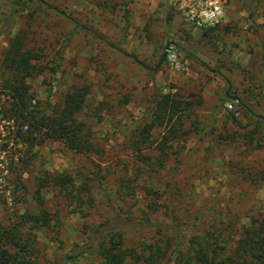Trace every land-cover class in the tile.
<instances>
[{"label": "rangeland", "instance_id": "374dc122", "mask_svg": "<svg viewBox=\"0 0 264 264\" xmlns=\"http://www.w3.org/2000/svg\"><path fill=\"white\" fill-rule=\"evenodd\" d=\"M87 1L84 7L82 0H0V223L45 209L50 221L35 239L41 264H104L95 252L66 256L82 249L113 210L127 218L120 233L127 246L170 235L181 237L184 248L189 237L215 228L220 240L229 233L232 249L242 226L264 217V0H224L222 21L196 31L166 9L162 18L149 15L139 35L137 23L128 32L131 11L125 9L118 36L105 26L115 6L108 17L100 14L99 0ZM22 30L25 48L37 55L27 79L32 103L50 113L68 90L87 85L78 119L92 134L94 151L75 152L58 140L29 149L17 136L20 120L9 111L11 72L2 62L11 37ZM168 43L183 67L168 56L159 63ZM164 93L193 102L181 124L188 133L168 142L166 153L158 150L164 127L155 126L144 143L139 134ZM46 171L87 185L86 215L52 186L41 191L42 205L33 198L35 177ZM148 185L163 190L157 212L145 207ZM143 212H153V225L138 229Z\"/></svg>", "mask_w": 264, "mask_h": 264}, {"label": "trees", "instance_id": "16d2710c", "mask_svg": "<svg viewBox=\"0 0 264 264\" xmlns=\"http://www.w3.org/2000/svg\"><path fill=\"white\" fill-rule=\"evenodd\" d=\"M63 15L83 27L73 16L66 13ZM262 26L264 29V23ZM25 35L26 31L22 30L11 37L2 62L11 72L7 80L10 89L9 111L20 120L17 136L29 149L45 140H58L75 152L94 151L96 148L91 140L92 134L85 123L78 119V113L89 93L87 85L74 86L68 90L59 106L53 108L50 113L40 109L38 103H32L33 94L27 79L35 73L32 59H37V55L25 48ZM158 68L155 66L152 70ZM235 99L237 104L244 105L240 96H236ZM192 106V101L175 94H161L148 111L150 120L145 121L139 131L142 136L141 142L146 141L147 135L155 126L164 127L163 140L158 150L166 153L168 142L184 133V129L188 133L189 130L182 125L185 119L191 117ZM262 123L264 124V119ZM130 128L131 126H126L124 130L127 132ZM249 137H252L251 133ZM163 160L164 158L158 160L159 166H162ZM154 162L155 160H152L148 164L153 166ZM35 180L33 198L41 205L44 202L41 191L52 186L74 200L78 211L87 214L83 206L91 203V196L86 198L82 196L84 191H88L87 185L82 183L77 185L73 175L52 174L46 171L42 175H37ZM123 186L120 184V188ZM162 193L163 190L155 189L152 185L146 186L145 207L157 212ZM153 212H143L145 220L139 221L138 229L153 225L150 220V213ZM115 213L113 210L111 216L92 231L93 235L89 236L82 249L67 255L66 258L76 259L86 252H95L102 258L104 264H264V217L250 218L236 236L232 249L227 248L229 237L231 238L229 233L220 240L221 231L215 228H204L201 233L189 237V240L183 242L184 248L180 247L181 237L170 235H165L164 240L153 237L151 241L145 240L138 247H131L124 244L120 234L125 229L121 227V222H127V218ZM49 221L48 212L42 209L39 213L19 214L8 223H0V264H41L35 247L36 231L48 225Z\"/></svg>", "mask_w": 264, "mask_h": 264}, {"label": "crops", "instance_id": "0c3cea01", "mask_svg": "<svg viewBox=\"0 0 264 264\" xmlns=\"http://www.w3.org/2000/svg\"><path fill=\"white\" fill-rule=\"evenodd\" d=\"M82 2L84 7H86L87 5L85 3L87 2L89 3V1L87 0H82ZM99 2H100V6H99L100 14L104 13L106 16L108 15V17L111 16L110 9H112V7L115 6L113 9L114 12L113 20H110L109 22L105 23V26L108 28L107 30L109 34H113L115 36L121 35V32L123 30V26L125 22H123L122 20L123 18L122 13L124 12L125 9H130L131 11L129 17L130 19L128 21L129 22L128 32L133 33L131 29L134 27L133 25L137 23L138 25L136 26L137 35L140 34L141 30L139 28L144 27L149 15H151L152 17L155 16L158 18H162L166 9H169V11L171 10L170 7L168 6L167 0H99ZM101 5H103V7ZM89 7H92V5H90ZM185 24L189 27H192L195 31L202 30V28L195 27L187 22H185ZM171 46L174 50L175 44L171 43Z\"/></svg>", "mask_w": 264, "mask_h": 264}, {"label": "built area", "instance_id": "2783aa9c", "mask_svg": "<svg viewBox=\"0 0 264 264\" xmlns=\"http://www.w3.org/2000/svg\"><path fill=\"white\" fill-rule=\"evenodd\" d=\"M167 3L181 20L198 28L219 24L224 17V0H167ZM167 56L176 68L183 67L172 46ZM227 107L233 106L230 103Z\"/></svg>", "mask_w": 264, "mask_h": 264}, {"label": "water", "instance_id": "95a60500", "mask_svg": "<svg viewBox=\"0 0 264 264\" xmlns=\"http://www.w3.org/2000/svg\"><path fill=\"white\" fill-rule=\"evenodd\" d=\"M171 52V47H170V43H168L163 51V53L160 56V60L159 63H162L163 60L166 59L167 55Z\"/></svg>", "mask_w": 264, "mask_h": 264}]
</instances>
